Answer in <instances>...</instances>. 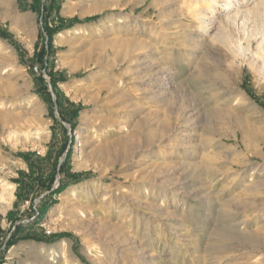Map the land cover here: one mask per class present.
Masks as SVG:
<instances>
[{
    "label": "rangeland",
    "instance_id": "1",
    "mask_svg": "<svg viewBox=\"0 0 264 264\" xmlns=\"http://www.w3.org/2000/svg\"><path fill=\"white\" fill-rule=\"evenodd\" d=\"M9 1L0 264H264V0Z\"/></svg>",
    "mask_w": 264,
    "mask_h": 264
},
{
    "label": "trees",
    "instance_id": "2",
    "mask_svg": "<svg viewBox=\"0 0 264 264\" xmlns=\"http://www.w3.org/2000/svg\"><path fill=\"white\" fill-rule=\"evenodd\" d=\"M48 1V4H50L49 6H44V5H42V6H44L45 7V10L47 11V12H49L48 13V17L50 16V13L52 12V10L54 9L53 8V5H54V1L55 0H47ZM52 6V7H51ZM92 19H94V17L93 18H89L88 20H92ZM53 33H54V30L53 29H48L47 28V34H48V39H49V41L51 40V37H52V35H53ZM0 37L1 38H6L7 37V35H4V34H1L0 33ZM43 53H47L48 55H49V53H51V50H50V45H49V48H48V50H42L40 53H38V54H35V60L36 61H38V63L42 66V68L44 69L45 67H44V65L46 66L47 65V63L46 64H44V62L42 61V57H43ZM46 69V68H45ZM47 74L49 75V77H50V80H51V84L54 86L55 85V79H54V77H53V75H52V72H47ZM38 80H39V82L43 85V78H42V76L40 75V76H38ZM47 88L45 87V86H43V92L45 93V94H47V96L49 97V94L47 93ZM77 112H78V109H73L72 111H71V120H72V118H75L76 117V115H77ZM60 116H61V118L63 119V120H65V116L62 114V112L60 113ZM69 123H70V121H68ZM73 123L71 122L70 123V126H71V128H72V130H73ZM63 150V149H62ZM69 153H68V156H67V159H66V161L65 162H63L62 164H61V166H60V168H59V174L62 176L61 178H60V185H59V187L56 189V190H53L52 191V193L51 194H58V193H60L66 186H67V183H65L64 182V178H67V179H69V180H71V181H73V182H75V183H77V182H79V181H81V180H83V179H85V178H87V176L89 175V174H79V175H75V174H70L69 172H68V165H67V160H68V157H69ZM17 156H19V157H21L22 159H24V160H26L27 158H26V155H24V154H18ZM53 179H54V176L53 175H51L49 178H48V181H47V183H46V185H45V188L46 189H48V190H51V185H52V182H53ZM19 231H20V228H18L17 229V231H16V235H18V233H19ZM24 237H26L27 238V236L25 235ZM34 238H36L37 240H41L40 238H37V237H34Z\"/></svg>",
    "mask_w": 264,
    "mask_h": 264
},
{
    "label": "bare ground",
    "instance_id": "3",
    "mask_svg": "<svg viewBox=\"0 0 264 264\" xmlns=\"http://www.w3.org/2000/svg\"><path fill=\"white\" fill-rule=\"evenodd\" d=\"M9 0H7V2L6 3H8L9 4ZM66 9V8H65ZM81 14V13H80ZM19 20V19H18ZM19 24V23H18ZM22 25V24H21ZM10 137H12L11 135H10ZM16 138V137H15ZM198 148V147H197ZM76 167V166H75ZM10 185H8L5 181H3V179H1L0 178V191H1V198H2V196H4V195H2V193H5V192H10ZM12 189H13V187H12ZM12 191V190H11ZM6 197V196H5ZM11 197V196H10ZM0 198V199H1ZM7 198H9V197H7ZM1 200H3V199H1ZM2 202V201H1ZM246 221H244V223H245ZM244 224L243 223H238L237 224V229L239 230V232H243V230H242V227L241 226H243ZM222 241V240H221ZM224 242V241H223ZM222 242V243H223ZM231 242H233V241H231ZM238 245H239V243H237ZM236 244V246H238ZM252 245V244H251ZM218 247V246H217ZM251 247V246H250ZM248 248V247H247ZM220 250H221V248H220ZM36 255H38V254H36ZM36 261H38V260H36ZM36 261H34V262H36ZM57 261V260H56ZM42 262V261H41ZM42 263H44V264H55V260H44Z\"/></svg>",
    "mask_w": 264,
    "mask_h": 264
},
{
    "label": "built area",
    "instance_id": "4",
    "mask_svg": "<svg viewBox=\"0 0 264 264\" xmlns=\"http://www.w3.org/2000/svg\"><path fill=\"white\" fill-rule=\"evenodd\" d=\"M30 71L33 74H39V70H38V67L37 66H31L30 67Z\"/></svg>",
    "mask_w": 264,
    "mask_h": 264
}]
</instances>
